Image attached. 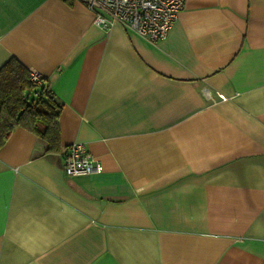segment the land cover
I'll return each mask as SVG.
<instances>
[{
	"label": "crops",
	"instance_id": "obj_1",
	"mask_svg": "<svg viewBox=\"0 0 264 264\" xmlns=\"http://www.w3.org/2000/svg\"><path fill=\"white\" fill-rule=\"evenodd\" d=\"M61 103L0 147V264H264V0H184L149 40L77 0H0V66ZM81 141L101 172L67 176Z\"/></svg>",
	"mask_w": 264,
	"mask_h": 264
},
{
	"label": "built area",
	"instance_id": "obj_2",
	"mask_svg": "<svg viewBox=\"0 0 264 264\" xmlns=\"http://www.w3.org/2000/svg\"><path fill=\"white\" fill-rule=\"evenodd\" d=\"M94 15V23L104 31L114 24L130 28L155 41L164 38L171 29L184 0H77ZM31 81L37 86L44 83L42 75L30 70ZM37 94V91L35 92ZM102 165L85 144L72 141L64 153V172L67 176L101 172Z\"/></svg>",
	"mask_w": 264,
	"mask_h": 264
},
{
	"label": "trees",
	"instance_id": "obj_3",
	"mask_svg": "<svg viewBox=\"0 0 264 264\" xmlns=\"http://www.w3.org/2000/svg\"><path fill=\"white\" fill-rule=\"evenodd\" d=\"M60 111L61 103L49 85L36 87L30 70L17 58L12 56L0 66V147L20 126L41 139L45 151H58Z\"/></svg>",
	"mask_w": 264,
	"mask_h": 264
}]
</instances>
